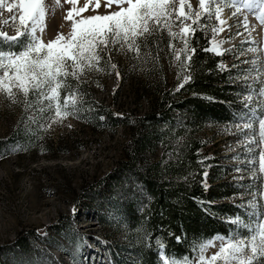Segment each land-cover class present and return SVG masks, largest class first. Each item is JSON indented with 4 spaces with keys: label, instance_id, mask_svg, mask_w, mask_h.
Returning <instances> with one entry per match:
<instances>
[{
    "label": "rangeland",
    "instance_id": "rangeland-1",
    "mask_svg": "<svg viewBox=\"0 0 264 264\" xmlns=\"http://www.w3.org/2000/svg\"><path fill=\"white\" fill-rule=\"evenodd\" d=\"M190 2L196 10L198 0ZM45 3L48 29L44 39L47 41L57 29L64 33L70 30L64 16L71 5L65 0L60 4L55 0H45ZM100 3L101 7L96 9L92 0H78L77 7L89 5L82 13L84 16L105 15L118 10L115 5L107 9L103 0ZM233 11V8L225 7L227 27L216 39L225 41L222 47L226 59L219 65L232 68L244 89L239 94L241 103L235 115L242 111L243 96L249 90L245 73L256 56L264 55V25L255 18L259 6L251 13L244 10L251 31L249 37L248 31L240 26L243 15L232 16ZM5 14L7 18L13 15L7 11ZM215 25L216 21L211 26ZM173 31H179L178 27ZM238 32L242 35H237ZM160 33L169 37L166 31ZM249 39L255 43H243ZM174 43L179 49V42ZM118 47L112 48L110 62H105L107 56L101 60V71H86L79 81H74L91 84L96 100L109 102L115 93L117 102L111 107L115 114L140 113L147 106V98L141 96L136 101L134 89L151 70L149 52L141 49L140 56L136 57L135 53L118 51ZM249 47H258L260 52L246 51ZM171 56V64L164 55L157 57L165 81L171 80L173 75L175 60L172 52ZM112 64L116 65L115 69ZM116 72L120 73L119 79ZM260 86L252 80V87L258 89ZM64 95L65 90L61 92V102ZM28 102L32 104L31 108L26 106L22 94H17L15 102L0 94V137L18 123L23 129H35L29 142L13 145L0 157V264H119L116 259L134 264L135 259L122 251L126 232L112 221L109 194L103 188L88 190L85 185L113 168L119 149L127 140L126 135L121 128L110 134L107 129L99 131L90 127L79 116V109L76 115L52 123V113L40 111L43 105L31 93ZM208 131L212 137L209 154L221 156V161L232 167L230 176L235 180H249L250 173L243 159L244 149L238 144L240 136L235 124L210 127ZM237 168L242 170L237 172ZM243 193L242 203L251 198L247 189ZM242 218L247 219L246 216ZM106 225L113 227L109 230ZM111 244L115 245L113 249ZM216 251L217 247H209L205 255L211 256ZM195 258L196 255L190 259L193 264ZM160 260L162 263L161 257Z\"/></svg>",
    "mask_w": 264,
    "mask_h": 264
},
{
    "label": "trees",
    "instance_id": "trees-1",
    "mask_svg": "<svg viewBox=\"0 0 264 264\" xmlns=\"http://www.w3.org/2000/svg\"><path fill=\"white\" fill-rule=\"evenodd\" d=\"M201 23L211 26L215 20ZM210 35L208 30L196 32L189 41V48L196 49L190 67L185 71L175 61L169 81L157 57L164 55L172 63L170 38L158 32L148 38L147 46L141 44L149 52L151 70L134 89L136 101L147 98L140 113L115 114L111 109L117 102L115 93L109 102L96 100L91 84L69 79L78 92L79 116L86 124L110 134L121 128L126 135L113 168L85 185L109 194L112 221L126 232L122 251L135 259L134 264H162L157 240L170 259H191L199 243L228 234L232 226L227 219L237 214L244 217L239 207L243 192L255 182L230 176L232 167L221 156L209 154L212 137L208 133L210 127L233 122L244 89L232 68L218 67L226 56L203 51ZM186 75L191 79L177 91ZM34 130L23 129L19 123L11 127L0 137V157L13 145L29 142ZM112 227L106 225L109 230ZM176 236L181 237L179 243Z\"/></svg>",
    "mask_w": 264,
    "mask_h": 264
},
{
    "label": "snow or ice",
    "instance_id": "snow-or-ice-1",
    "mask_svg": "<svg viewBox=\"0 0 264 264\" xmlns=\"http://www.w3.org/2000/svg\"><path fill=\"white\" fill-rule=\"evenodd\" d=\"M55 2L60 4L61 0ZM65 2L71 5L64 16L70 30L64 33L57 29L55 35L45 41L48 29L45 0H0V12L13 13L9 19L0 20V45H3L0 47V94L13 102L18 93L22 94L26 106L31 108L32 104L28 102L31 93L43 105L40 111L52 113V123L61 122L78 111V92L69 83V78L79 81L86 71H101V60L107 56L105 62H110L111 50L116 46H119L118 51L126 50L139 57L141 44L147 46L149 37L166 31L173 59L187 71L196 52L195 48H189V41L197 31L211 32V37H206L208 46L203 51L218 56L224 54L222 45L225 41L216 37L227 27V21L221 19L225 7L234 9L232 16L243 15L240 26L248 31L249 37L251 31L244 10L251 13L259 6L255 18L264 25V0H198L196 10H193L190 0H103L107 9L115 5L118 10L88 16L82 15L88 4L77 7L78 0ZM92 2L96 9L101 7L100 0ZM205 19H214L216 25L201 23ZM4 25H10L15 34L9 35L4 31ZM174 27L179 31H173ZM174 42L181 43L183 47L177 49ZM243 43L251 45L255 41L249 39ZM246 51L260 52V49L249 47ZM111 67L115 69L116 65ZM218 67L226 70L222 64ZM249 73L255 75L249 77ZM116 77L120 78L119 72H116ZM245 78L249 90L244 93L243 109L234 115L233 123L240 136L238 144L244 149L243 159L248 166L249 180L255 182L248 190L251 198L239 205L247 219L240 214L227 219L225 222L232 226L228 235L217 234L194 247L195 264H264V55H258L251 61ZM190 79L191 76L186 75L177 91ZM252 80L261 86L258 89L252 87ZM62 90H65L63 102ZM241 170L236 169L237 172ZM76 211L74 208V214ZM175 239L179 243L181 237L176 236ZM156 243L162 264H193L188 256L170 259L163 251L164 244L159 240ZM209 247H217L218 251L206 256Z\"/></svg>",
    "mask_w": 264,
    "mask_h": 264
},
{
    "label": "built area",
    "instance_id": "built-area-1",
    "mask_svg": "<svg viewBox=\"0 0 264 264\" xmlns=\"http://www.w3.org/2000/svg\"><path fill=\"white\" fill-rule=\"evenodd\" d=\"M5 12H6V10L0 12V20H7V19H9L11 17V16H9L7 18ZM2 27H3V30L6 31L9 35H14L15 34L14 29L10 25H4Z\"/></svg>",
    "mask_w": 264,
    "mask_h": 264
},
{
    "label": "bare ground",
    "instance_id": "bare-ground-1",
    "mask_svg": "<svg viewBox=\"0 0 264 264\" xmlns=\"http://www.w3.org/2000/svg\"><path fill=\"white\" fill-rule=\"evenodd\" d=\"M221 19L227 21V16H226V14L224 12L222 13ZM221 33H223V32H221ZM222 48H224V47H222Z\"/></svg>",
    "mask_w": 264,
    "mask_h": 264
}]
</instances>
